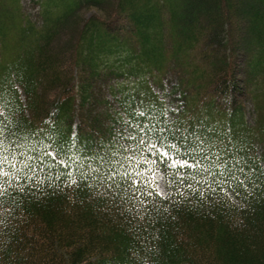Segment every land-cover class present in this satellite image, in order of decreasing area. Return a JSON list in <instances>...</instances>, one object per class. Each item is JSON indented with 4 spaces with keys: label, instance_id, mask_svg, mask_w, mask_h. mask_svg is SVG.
Masks as SVG:
<instances>
[{
    "label": "trees",
    "instance_id": "obj_1",
    "mask_svg": "<svg viewBox=\"0 0 264 264\" xmlns=\"http://www.w3.org/2000/svg\"><path fill=\"white\" fill-rule=\"evenodd\" d=\"M36 3L30 18L22 0H0V112L34 168L0 177V264H264V0ZM129 124L202 140L201 155L233 157L249 187L207 199L153 189L135 208L106 179ZM49 144L65 165L35 163ZM202 177L211 184L188 183Z\"/></svg>",
    "mask_w": 264,
    "mask_h": 264
},
{
    "label": "snow or ice",
    "instance_id": "obj_2",
    "mask_svg": "<svg viewBox=\"0 0 264 264\" xmlns=\"http://www.w3.org/2000/svg\"><path fill=\"white\" fill-rule=\"evenodd\" d=\"M0 87L7 90L8 84L5 83ZM11 87L15 88L16 85H11ZM0 107L6 106L0 105ZM141 115L143 114L141 113ZM0 117H3L0 120V124L3 125L0 127V137H3L0 139V177L7 178L3 181L5 185H11L13 178L19 180L23 174L22 168H16L18 161L29 169V173H33L34 168L25 164L23 154L19 151L23 147L16 143L20 138L19 130L8 127L7 117L3 115V112H0ZM120 139L124 141L121 145L124 159L123 162L115 161L118 167L110 169L106 178L109 181L107 188L109 190L115 188L117 193L126 189L128 193L132 194L130 199L135 202V208H141L142 205L148 203L147 197L153 196V189L156 196L165 199L174 198V195H183L187 198L188 193L182 192L181 188L190 189L192 195L198 192L202 199H207L209 196H216L219 193L226 196H239L240 192L237 191V188L247 189L249 187L247 181L250 177L244 173V168L236 164H229L228 161L233 160V157L229 156L228 160L220 163L210 160L209 155H201L205 151L201 148L203 141L200 140L195 147L189 146L187 136L180 129L169 132L167 129L154 130L151 127L145 129L140 124H136L135 127L129 124ZM46 147L49 151L36 156L35 163L41 164L47 156H54L59 164L65 165L67 153L63 151L61 145L49 144ZM97 151L104 152V149L99 147ZM145 151L150 155L146 157ZM211 152L227 155L221 149L216 148L214 144L211 146ZM99 159L101 163H112L111 160L105 161L103 155ZM6 166H10L9 171L5 170ZM186 168L195 169L196 174L183 171ZM213 168L219 169V171L213 172ZM121 169L124 171L121 172ZM160 173L170 177L166 188L153 179ZM201 173L211 179V184L207 183L203 177L197 181V185H202V187H194L192 183H188L189 179L196 181V177ZM67 175L72 182H75L71 172ZM20 191H23V188H20ZM143 211H147V209L143 208Z\"/></svg>",
    "mask_w": 264,
    "mask_h": 264
},
{
    "label": "rangeland",
    "instance_id": "obj_3",
    "mask_svg": "<svg viewBox=\"0 0 264 264\" xmlns=\"http://www.w3.org/2000/svg\"><path fill=\"white\" fill-rule=\"evenodd\" d=\"M37 0H22V8L24 13L28 14L30 18H36L38 16L39 13V5L36 3ZM262 10L264 11V5H261ZM95 10H91L90 13H92ZM88 11H86L85 13H87ZM90 13H87L88 15H91ZM248 24V20L245 22V25ZM249 25V24H248ZM97 55V52L95 53ZM98 56V55H97ZM256 58V52L254 51L253 55L251 57H249L250 61L251 59ZM249 62V61H248ZM258 63L257 60L252 61V64L250 66L247 65L246 67V71L247 73L252 72L253 69L256 67V64ZM157 180H158V184H160L161 186L164 187V183L161 181V176L157 175L156 176Z\"/></svg>",
    "mask_w": 264,
    "mask_h": 264
}]
</instances>
